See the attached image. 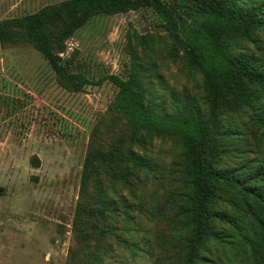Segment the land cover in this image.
<instances>
[{"label":"rangeland","instance_id":"rangeland-1","mask_svg":"<svg viewBox=\"0 0 264 264\" xmlns=\"http://www.w3.org/2000/svg\"><path fill=\"white\" fill-rule=\"evenodd\" d=\"M64 1L0 0V21ZM165 1L189 39L203 14L185 0ZM236 6L264 16V0ZM224 44L264 71V29L230 34ZM58 55L62 75L34 45H0V264H82L86 249L102 240L93 229L103 224L120 235L108 239L107 264H189L196 211L181 136L134 129L115 106L114 84L77 89L68 74L131 77L157 110L193 111L209 127L215 165L264 192V85L244 82L229 95L215 93L151 7L94 15ZM130 150L145 167L130 161ZM257 171L262 175L252 176ZM220 187L212 209L237 226L253 223L244 204L256 195ZM202 225L234 244L221 249L206 237L208 250L200 254L210 260L200 263L197 254L198 264L253 262L232 222ZM120 239L137 243V254Z\"/></svg>","mask_w":264,"mask_h":264},{"label":"trees","instance_id":"trees-1","mask_svg":"<svg viewBox=\"0 0 264 264\" xmlns=\"http://www.w3.org/2000/svg\"><path fill=\"white\" fill-rule=\"evenodd\" d=\"M193 4L203 20L189 39L180 32L177 9L165 0H66L54 6H47L37 13L0 21V45H34L53 69L60 75L65 74V66L58 55L65 41L80 29L91 17L105 13L109 15L151 7L161 19L171 38L182 47L189 63L202 74L207 85L217 94L229 95L244 82L264 85V71L254 59L234 56L224 44L225 38L233 33H247L254 29H264V16L254 9L243 11L236 6V0H185ZM184 6V5H182ZM67 78L75 88L86 85H100L105 81L114 84L118 91L115 96L117 110L125 116L129 126L141 131L163 135H180L184 146L191 188L194 192L196 213L192 217V238L189 240V264H198L195 259L200 250H208L206 237H215L221 249L232 241L215 232L210 225L216 218L232 222L253 251L251 264H264V192L252 189L246 181L235 173L219 169L208 155L210 130L205 121L193 111L166 114L146 102L133 78L124 79L115 74L103 75L99 79H89L83 74H68ZM129 159L136 165L145 167L144 160L133 150ZM132 172H128L130 183ZM260 171L253 173L256 177ZM253 179V178H252ZM221 185H232L245 193L253 192L257 201H245L246 212L253 217V223L245 226L244 221L237 226L233 217L219 214L212 209L217 191ZM104 205H108L104 202ZM218 215H223L220 217ZM107 224V223H105ZM102 240L96 241L85 251L82 264H107L108 239L118 235L117 227L101 225L93 229ZM249 230V232H246ZM128 245L135 256L139 245L128 239H120ZM112 251V249H111ZM247 250V254H248ZM201 255V254H200ZM203 263L209 261L206 255L198 257ZM214 264L215 261H212Z\"/></svg>","mask_w":264,"mask_h":264}]
</instances>
